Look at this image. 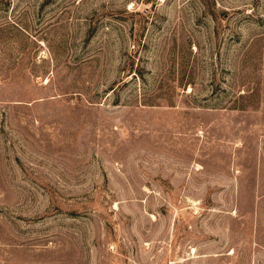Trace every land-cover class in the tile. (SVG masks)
<instances>
[{"label":"rangeland","instance_id":"rangeland-1","mask_svg":"<svg viewBox=\"0 0 264 264\" xmlns=\"http://www.w3.org/2000/svg\"><path fill=\"white\" fill-rule=\"evenodd\" d=\"M0 264H264V0H0Z\"/></svg>","mask_w":264,"mask_h":264}]
</instances>
